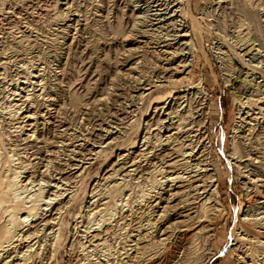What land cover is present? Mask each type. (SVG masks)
Instances as JSON below:
<instances>
[{"label":"rangeland","instance_id":"obj_1","mask_svg":"<svg viewBox=\"0 0 264 264\" xmlns=\"http://www.w3.org/2000/svg\"><path fill=\"white\" fill-rule=\"evenodd\" d=\"M65 2L67 1L0 0V14H2L0 15V37L2 35L0 38V63H3L0 64L2 67L0 68V136L6 139L5 135H7L9 127L7 128L6 125L4 127L3 124L15 119L18 113L25 111V102L37 101V104L32 102L34 107L38 103H47L46 106L41 107L46 109L45 111L48 108L51 109L48 107L51 98H55L59 104H63L61 106L65 107L67 113L64 111L61 118L63 116L65 120L67 119L66 125L63 128L54 129L53 127L54 130H48L49 134L54 133L52 134L54 139H51L55 142L48 148L50 152H54L53 156L49 157V160H53L54 164L51 162V166L48 165L49 169H47V163L42 166L40 161L39 164H36V173L31 170L28 174H22V177H26L21 178L23 183L20 185H28L30 179L36 180V183L27 186L28 189H20L19 196L28 198L34 192L35 194L39 193L37 191L40 188L49 191L50 188L45 185V180L52 186H56L58 180L53 179H60L61 176L62 178L67 177L70 172L68 165H72L68 156L73 149L75 150L77 144L86 145L88 149L96 144L94 146L96 150L92 156H87V159L90 160L86 161L83 177L81 176L86 181L85 187L75 198L69 213L71 215L66 217L68 232L66 239L73 242L74 252L69 253L70 245H64L60 249L61 253L57 254L53 262L45 261L44 264H71V262L72 264H97L98 261L105 263L108 258L114 261L117 258L126 262L128 260L124 259L127 257L126 255L115 254L117 250H121L119 242L123 239L122 236L118 240H109V244L107 243L109 246L105 244L103 247L93 248L92 245H96L95 242L92 244L88 242L91 237L84 238L87 231L86 224L84 227L77 225L81 219H76V216L82 213L87 217L92 205L96 204L98 199H102V196L113 197V201H115L113 203L115 205L112 206L114 216L112 219L108 217L111 221L106 223L101 231L95 227L96 221L100 218L94 220L90 218L91 225H95L94 228L97 230L93 228L95 233L89 235L102 234L100 237L103 238L104 231L114 230V225L122 214L125 217L129 214V212H120L123 208L120 206L128 202L126 207L124 206V211H136L141 208L147 201H144L142 192L147 191L145 194H152L151 185L155 180L161 179L160 173L157 177H155L156 174L153 176V173L144 175L142 178H140L141 174L136 176L132 173L135 180L129 182V187H127L129 190L127 194L133 193L132 197L130 196L127 200V195L126 199L121 200L119 186L116 185L122 181L123 177H113H116L114 171H121L119 169L123 167L122 162H118L119 154L127 155L129 152H133L129 151V145L136 140L140 147L142 145L148 130V119L145 118L147 104L143 102V99H140L143 93V82L148 79V81L156 80L157 74L160 76L163 72L162 66L164 65L160 55L155 52L156 49H153L155 45L149 41L142 43L146 42V39L136 37L138 31L146 29L142 24L143 12L135 11L132 16L135 9L134 0H69V4L63 6L61 3ZM191 8L194 12V19L197 21L195 33H191L193 22L189 21L186 16L183 18L186 19L185 30L191 34L186 52L190 53L187 63L191 61L189 70H192V74L189 78L184 77L181 84L187 91L189 90L187 86H191L193 83V90L181 93V96L195 94L197 95L195 100L198 102L201 100L200 104L203 103L204 105H202L205 107L204 118L208 130L204 146L208 147L210 152L207 164L214 180L213 183H210V193L213 195L212 201L215 209H213L212 215L210 213V217H213H211L212 220L204 219L206 221L200 223L202 226H211L210 241L207 242L208 236L202 233L199 246L194 248L185 262L186 264H242L236 245L244 237L243 232H250L256 237H264L263 230L248 224L263 216L255 207L264 200L262 198L264 197V186L258 187L261 184L256 183L258 177L249 176L236 159L246 153V145H249V148L258 149L259 153L264 152V0H192ZM179 20L182 21L181 18ZM151 35L149 33L148 37L151 42H157L158 37ZM258 72L262 75H258ZM63 77L68 87H62L64 89L56 87L57 79ZM253 89L258 91L255 92ZM250 103L251 105L248 106ZM183 108L185 107L180 109ZM187 109L185 110L187 111ZM185 110L182 114L187 116ZM117 124H120L124 129L117 131L114 128ZM39 128L42 129V125ZM66 128H73L72 133L77 138L73 141L74 143L70 142L69 144L68 138L65 139L62 135L65 134L66 130L64 129ZM247 129L250 131L244 134ZM120 132L123 134L120 135ZM25 135L26 137L27 135L32 136V134H28V131L25 132ZM243 136H247V138L244 139ZM60 141L65 145H62ZM7 148L10 149L8 146ZM158 150L159 148L148 151L153 152L149 153L153 156H149L153 162H157L155 159L161 158L160 154H163ZM258 152L256 151L257 155ZM261 157L264 158L263 155L258 159H255L257 156L253 157L256 160L255 163L259 162L258 164L254 163L256 167L258 166V169L256 168L254 171L260 172L264 176V160ZM39 170L40 173H37ZM164 170V172H168L167 169ZM111 175L114 176L111 178ZM33 176L35 179L32 178ZM82 178L79 177L76 180L79 181ZM260 178L264 180V177L260 176L259 180ZM167 179H171V177ZM126 180L129 181L130 178ZM164 180L166 181V179H162L161 182ZM253 182L254 184H252ZM164 183L166 184V182ZM131 184L132 186H130ZM157 185L154 191L160 192L161 188ZM166 185L163 187L165 188L164 192L167 191L168 195L176 194L177 199H172V203L165 204L164 207L168 206V210L174 211L183 198L184 189L182 187L184 185L175 186L176 183L170 182H167ZM52 190L54 193L57 191L55 188ZM67 194L63 200L58 199V204L61 201L69 200L71 196L67 198ZM49 197L54 199L53 196ZM47 201L46 199L45 202ZM193 216L196 218L195 215ZM202 217L203 213L199 215V218ZM151 219H153L152 223H156L158 218L152 217ZM93 221L94 223H92ZM152 232L150 231V233ZM261 240L264 242V239ZM145 241L147 242L142 243L141 247L153 245L152 251L162 254L160 258L163 263L161 264H169L171 257L175 254L168 257L162 246L154 245L153 241L148 243L149 239ZM253 249L258 256L261 249L255 245H253ZM123 252L121 253L123 254ZM152 262L154 261L141 264H153Z\"/></svg>","mask_w":264,"mask_h":264},{"label":"bare ground","instance_id":"obj_2","mask_svg":"<svg viewBox=\"0 0 264 264\" xmlns=\"http://www.w3.org/2000/svg\"><path fill=\"white\" fill-rule=\"evenodd\" d=\"M65 1L67 2L61 3L63 6H67L69 4V0ZM133 4L135 5V9L132 13L133 15H131L134 16L135 11L140 13L143 12L144 16L141 17L143 20L142 24H144L143 26L146 29L144 31H138V34L134 35H136V37L138 38L146 39V42L143 41L142 43H147V41H149L151 44L155 45L153 49H156L155 52L160 55L161 62L164 66H162L163 72L160 74V76H158L157 74L156 80L153 79L154 81H148L149 79H145L147 81L143 82V93L141 94L140 99H143V102H146L147 104V113L145 115V118L148 119V130L146 134V136L148 137H144L141 147L137 143L138 140L132 142L129 145V151L133 152H129L127 155L119 154L118 162L121 161V165H123V167L119 169L121 171H114V175H116V177L114 175H111V178L113 176V178H117L118 176L123 177L121 178L122 181L116 186H119L121 200L126 199L127 195L128 200L129 197L133 194L131 193V191L130 195L127 194V192H129V190H127V187H129L130 184L129 182L135 180L133 179L135 178L133 177V175L137 176L141 174L142 176L140 178H142L144 175H150L154 173L153 176L156 174L155 177H157V175L160 173V175L162 176L160 180H155L153 185H151L153 190H151L152 192H150L152 194H145V192L147 191L142 192L144 201H147L141 208L137 209L136 211L129 209V211H124V206L127 205L128 202H126L125 205L120 206L121 208L123 207L121 211L119 210L120 212H129V214L126 217L124 214H122L121 218L119 217L120 219L118 220L116 225H114V230L111 232L109 230L104 231L105 235L103 238L100 237L102 234H95L94 236H90L89 234L95 233V230L97 229L101 231L102 227L113 218L114 215L112 212V206L115 205L113 204L115 202L113 201V197L102 196V199H98L96 204L92 205L93 207L91 208V210H89L90 213L89 215H87L88 218L82 213L78 214L76 216V219H81V221L77 225L84 227V224H86L87 231H84V238L89 239V237H91L88 242L90 244H92V242H95L96 245L93 244V248H99L101 246L103 247L109 242V240H118L120 236L123 237V239L119 242L121 250H117L115 254H121V256L126 255L127 257H125L124 259L128 260L126 262H123L121 261V259L118 260L117 258H114V261L113 259L108 258L105 263L98 261L97 264H141L143 262L149 261H154L152 262L153 264L163 263L162 258H160L162 254L156 251H152V249L154 248L153 245H144L141 247L144 242H147L145 240L148 239L150 240L148 241V243H151V241H153L154 245L156 244L157 246H162L163 249L166 250L168 257L169 255L171 256L175 254L173 257H171L172 259L169 261V264H186L185 259H187L188 255H191L194 248L199 246V239L202 233L208 236L207 238L205 237L207 239V242L210 241L211 226H208L207 224V226H202L200 223H202V221H206L204 219H207L208 221L212 220V216L210 217V213L212 215V211L213 209H215L212 201L213 195L212 193H210V183H213L214 180L213 176L210 174L211 169H208L207 164L210 152L209 148H206V146H204V140L208 130L207 123L204 118L205 107L203 106V103V105L200 104L201 100L200 102L195 100L197 97V95L195 94L193 95L190 93L189 95L181 96V93L190 92V90H193V83L191 84V86H187V88H189V90L187 91L184 90L185 86L181 84L183 79H185L184 77L189 78L192 74V70H189V68L191 67V61L187 63V61L189 60L188 55L190 53H188V51L186 52L189 47L188 39H190L191 34H189L187 30H185L186 19H184L183 17L186 16L189 21L193 22L191 33H195L197 21H195L194 19V12L191 8L192 0H134ZM179 18H181L182 21L179 20ZM3 19H5V17ZM149 33L152 34L151 36L158 37L157 42H151L150 38H148ZM260 74L261 73H259L258 75ZM1 81L3 80L1 79ZM57 81L58 84L56 87H68L64 77L57 79ZM70 88H68V90H70ZM156 94L158 95L155 97ZM259 100L257 104L259 103ZM32 102L37 104V101L35 102L29 100V102H25V111H23L22 113H18V116L16 115L15 119L12 118L13 120H10L8 122L6 121V123L3 124L4 127L5 125L7 128L9 127V131L6 133L7 135H5L7 136L6 139L0 136V264H44L45 261L53 262L56 259L57 254L61 253L60 249L64 245L67 246L68 244L70 245L69 253L74 252L73 242L66 239L68 233L66 217L71 215H69V213L71 212V209L73 207V202L74 200H76L75 198L79 196L78 194L80 193V191H82V189H84L85 187L86 181H84V178H82V173L85 170L84 166L87 164L86 161L90 160L87 159V156H92L96 150V148L94 147L96 144L92 145L93 143L91 144L92 148L90 149L86 148V145H80L81 143L79 145L77 144V146L74 145L75 150L73 149L70 154L71 156H68L70 159L69 161L72 163V165H68L70 169L69 175H67V177L65 178H62L61 176L60 179H53L58 180L56 186L54 185L55 187L45 180V185L47 186V188H50L49 191H47L45 188H40V190L38 189L37 191L39 193L35 194L34 192V194L30 197L28 196V198H21L19 196L20 194H18L20 192L19 190H25L26 188L28 189L27 186L36 183V180L32 181V179L29 178L30 180L27 183L28 185H20L21 183H23L21 178L26 177H22V174H28L31 170L36 173V164H39L40 161L42 162V166L44 163H47V169H49L48 165H50L53 161H50L49 157H52V154L54 152H50L48 148L49 145H52L55 142L53 141L54 135H52L54 133L49 134L48 130L53 129V127L54 129L63 128L67 123L65 122L67 119L65 120L63 116V119L61 118V115L64 114L65 107L61 106L63 104H59V101L55 98H51V101L48 105V107H50L51 109L48 108L47 111H45L46 109H42L43 106H46L47 103H38V105L34 107V104ZM160 105L163 106L160 107ZM250 105L251 103L248 106ZM182 107L185 108L181 110L180 108ZM37 108H40L41 110H37ZM153 108L154 110H152ZM186 108H188L187 111L185 110ZM184 110L185 112H187V116H184V114H182ZM3 121L5 120L3 119ZM41 125L43 127L42 129L39 128ZM117 125L114 127L115 129H117V131H121L124 129V127L122 128L120 124V126ZM72 129L73 128H66L64 129L66 130V132L63 131L65 134H62L65 139L68 138L67 141H69V144L70 142H73L75 139H77L75 138V134L72 133ZM27 131L28 134H32V136L27 135L26 137L25 132ZM151 131L152 133H150ZM248 131H250V129H247L244 134H246ZM121 134L123 133L120 132V135ZM83 137L85 138V136ZM243 138L245 139L247 138V136H243ZM64 142L66 143V140ZM60 143L62 145L64 144L61 141ZM58 145L55 144V146ZM62 145H60V147H63ZM7 146L10 149H8ZM156 148H159L158 151H162L163 154H160L161 158L155 159L157 160V162H153V160L150 159L151 157H149L152 156L151 154L153 152L151 153L148 151H154ZM253 148H249V145H246V153L244 155L241 154L236 159L237 162L240 163L239 165L243 167L242 169L246 170L245 172L248 173L249 176L258 177L256 183L261 184H259L258 186L255 183V185L261 188L264 186V180H261L262 178H260L259 180V177L264 176L258 171V173H256V171L254 170H256V168L258 167H256L255 165L257 163H255V159H258L262 155L264 156V152L259 153L258 149L254 148V150ZM122 149L119 150L122 151ZM256 151L258 152V155L256 154ZM149 153L151 154L149 155ZM254 156H257V158L253 159ZM261 158L264 160L263 157ZM37 159L38 162L36 163ZM46 165L44 166L46 167ZM164 169H167L168 172H164ZM51 170H53V168H51ZM259 170L261 169L259 168ZM79 171L80 174H78ZM37 173H40V170ZM132 173L133 175H131ZM79 177L82 179H79V181L76 180ZM168 177H171V179H167ZM32 178L35 179L34 176ZM127 178H130V180H126ZM162 179H166V181L164 180L166 184L167 182H170L176 183L175 186H177L178 184L184 185L182 187L185 191H183L182 193L184 194L183 198L179 201V204H177L178 207L174 211L168 210V206L164 207V205H169V203H172V199H177V195H168L169 193L167 191L164 192L165 188L163 187L167 185L164 182H161ZM156 184H158L157 186L161 188L160 192L154 191V189H156ZM252 184H254V182ZM130 186H132V184ZM52 188L57 189V191L54 193ZM66 194L67 198L68 196H71L69 200L64 202L61 201V203L58 204V199L63 200V197ZM49 196H53L54 199H51V197ZM262 198L264 199V197ZM46 199L48 200L47 202H45ZM255 208L257 211H260L263 216L257 220L258 222L250 221V223L248 224L251 227L264 231V200L262 202H259L257 207ZM201 213H203V217L199 218V215ZM193 215H195L196 218H194ZM108 217H111V219H109ZM152 217H154L155 219L158 218L156 221V223L158 222L157 225L155 222L152 223ZM90 218H92L93 220L96 218H100L98 221H96V226L94 225L95 227H97V229H95L94 226L91 225ZM181 219L182 221H179ZM92 223H94V221ZM93 228L95 229L94 231ZM150 231L153 232L150 233ZM169 234L170 236H168ZM243 234L246 238L242 237L236 245V250L240 253L239 260H241L242 264H264V242L261 240L264 239V237H256L250 232L246 231H244ZM132 238L134 239L131 240ZM253 245L261 249V252L258 256L253 249ZM131 251L132 253H130ZM121 252H123V254Z\"/></svg>","mask_w":264,"mask_h":264}]
</instances>
